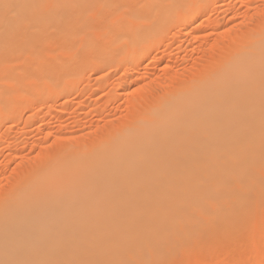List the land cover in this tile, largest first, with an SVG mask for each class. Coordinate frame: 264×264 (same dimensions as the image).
<instances>
[{
  "label": "bare ground",
  "instance_id": "1",
  "mask_svg": "<svg viewBox=\"0 0 264 264\" xmlns=\"http://www.w3.org/2000/svg\"><path fill=\"white\" fill-rule=\"evenodd\" d=\"M198 2L0 0V122L28 86L30 102L62 95L84 56L100 60L120 48L135 61L169 23L194 30ZM262 26L233 41L216 66L151 100L138 120L103 132V141L58 143L28 165L0 192V264H163L193 243H231V232L251 231L252 246L261 245Z\"/></svg>",
  "mask_w": 264,
  "mask_h": 264
},
{
  "label": "rangeland",
  "instance_id": "2",
  "mask_svg": "<svg viewBox=\"0 0 264 264\" xmlns=\"http://www.w3.org/2000/svg\"><path fill=\"white\" fill-rule=\"evenodd\" d=\"M198 3L202 5V10L197 14L194 30L185 28L179 20L173 21L171 25L169 23L162 33H157L153 39L149 38L147 45L144 42L146 46L139 42L141 48L149 47L135 61L132 58L124 60L123 55L119 54L123 52L120 48H115V51H120L118 55L114 54L116 56L109 55L110 50L105 52V57L101 58L100 54V60L95 57L92 60L84 55L83 58L76 56V64L72 66L71 63L75 59L69 63L73 68L75 65L78 67L77 60L82 58L85 62H79V67L83 65V68L77 69L78 71L73 69L77 72L75 75L71 72L73 75L69 77L62 95L58 93L39 99L38 102H30L28 99L32 95L29 93L34 91H29L31 87L27 84L30 89L27 87L28 89L23 90V85L19 84L18 92L25 95H22L23 101L11 106L12 112L9 110V114L0 122V192L15 182L34 160L36 162L51 153L56 144L72 142L69 143L70 146L79 149L80 144L97 143L106 137V132L118 130L122 123L130 119L138 120V117L143 116L140 112L150 106L153 100L163 97L180 84L185 85L183 82L186 83L194 76L199 77L197 75H201L210 65L216 66L215 63L223 60L226 51L233 46V41L245 42L242 37L245 39V35L264 24V0H205L204 3L200 0ZM95 27L97 25L88 29H93L90 32L93 37L87 33L91 43L95 37L93 33L97 31ZM59 57L51 59L57 61ZM48 59L51 61L50 58L46 61ZM53 75L56 78V72ZM61 76L56 79H61ZM65 76L68 78V75ZM35 85L32 86H43ZM11 93L10 96L13 95ZM23 96L28 99H23ZM66 138L69 139L64 140ZM257 222L259 224L258 220L255 223ZM255 223H250V226L253 227ZM261 223L264 225L263 220ZM250 228L249 231L252 229ZM231 233L232 236L229 232L231 243L223 239L214 248L210 249L206 244L207 246H200L201 250L197 247L198 244L193 243L190 247H193L192 250L187 248L190 252L187 249L182 250L183 252L180 250L183 254L180 255L178 251V256H173L175 260L172 257L170 263L163 264H264V241L258 247H253L252 241L256 240V234L254 236L251 231L243 234L244 236ZM262 236L264 240V235ZM225 243L227 244L223 245ZM225 246L228 248L225 249ZM183 258L184 261L181 260Z\"/></svg>",
  "mask_w": 264,
  "mask_h": 264
},
{
  "label": "snow or ice",
  "instance_id": "3",
  "mask_svg": "<svg viewBox=\"0 0 264 264\" xmlns=\"http://www.w3.org/2000/svg\"><path fill=\"white\" fill-rule=\"evenodd\" d=\"M3 6H4V7H8V5H7V4H4Z\"/></svg>",
  "mask_w": 264,
  "mask_h": 264
}]
</instances>
